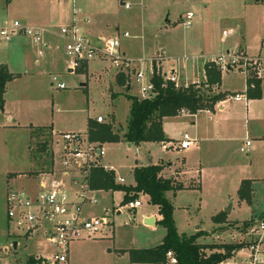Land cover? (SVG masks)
<instances>
[{"label":"rangeland","instance_id":"374dc122","mask_svg":"<svg viewBox=\"0 0 264 264\" xmlns=\"http://www.w3.org/2000/svg\"><path fill=\"white\" fill-rule=\"evenodd\" d=\"M119 3L120 0H0V18L9 24L16 20L58 32L60 27L71 24L73 8L81 11L84 8L103 38H118L120 52L125 50L127 59L142 63L143 70L147 69L149 73L150 61L161 57L163 73L182 69V85L203 81L201 68L204 66L201 65L216 56L213 54L218 51L221 40L230 50L234 49L231 48L233 42L241 40L247 55L264 57V0H125L127 9ZM188 12L193 18L186 30L180 20ZM68 13L70 22L64 17ZM230 29L235 33L224 37L222 33ZM124 32L129 38L122 37ZM90 40L94 42L93 38ZM24 42L20 49L27 52L29 66L24 73L19 68L17 72L21 75L9 81L5 90L8 114L21 126L2 136L7 145L0 147V168L12 165L20 172L16 175L19 176L18 184L32 188L34 177L52 169L54 139L51 135L49 140L44 136L30 140L28 127L52 126L58 133L84 134L87 119L102 117L120 138L117 143H101L105 149L102 164L111 167L117 178L124 179L125 185L134 183L131 169L139 163L138 156L145 160L149 157L153 162L162 161V164L169 162L176 167L183 164L192 169L193 174L201 173L200 191H181L175 197L167 194L174 208L173 221L179 234L191 235L199 227L208 234L201 232L203 235L198 238V243L233 244L240 239L238 231L243 223L256 219L264 204V89L262 99H258L251 109L243 103L229 101L231 95H227L225 115L215 118L217 124L227 130L214 137L219 139L216 142L207 139L214 123L209 122L206 115L190 118L180 114L179 118L163 121L164 136L172 142L165 148L167 150L159 143L127 148L121 141L125 133L121 130L126 129L130 109L125 95L139 96L134 83L129 91L119 87L116 84L118 75L106 61H89L87 71L86 65H81L78 70L84 71L69 73L68 59L62 49L53 56L54 66H44L45 55L52 52L44 47L41 50L43 56L39 57L30 41ZM35 60L39 61L38 67ZM61 60L65 62L62 66ZM11 61L16 63L17 60ZM221 79L230 91L245 88L243 74L222 73ZM60 83L65 87L62 90L56 89ZM109 84L113 87L112 93L108 91ZM213 90L212 94H215V88ZM185 133L195 141L187 151L177 146ZM45 139L47 150L39 161L34 162L31 154H35L38 144ZM246 141L252 145L248 155L239 152ZM251 178L261 180L253 186V209L245 202L239 205L236 194L238 181ZM11 179L0 173V264H25L30 255L49 257L56 250L44 241L41 231L28 238L27 234L7 224L5 198ZM99 197L96 205L84 206L82 210L85 215L97 218L104 216L106 211L104 217L109 225L94 239L81 234L84 240L72 242L68 247V264H130V250L160 245L165 234L163 227L159 224L144 226L141 218L143 213L152 210L147 197H139L142 206L135 213L122 208L119 215L116 213L121 205L120 193H102ZM229 206L233 208L229 221L213 224L211 217L221 210L224 213ZM220 233L221 237H217ZM14 242L18 243L16 250L12 248Z\"/></svg>","mask_w":264,"mask_h":264},{"label":"built area","instance_id":"2783aa9c","mask_svg":"<svg viewBox=\"0 0 264 264\" xmlns=\"http://www.w3.org/2000/svg\"><path fill=\"white\" fill-rule=\"evenodd\" d=\"M123 7L129 6L124 3ZM193 14L188 12L181 17V25L189 29ZM89 20L83 16L82 11L73 8L71 24L60 27L58 35L64 44V53L68 59V70L75 72L81 65L89 61L99 60L109 62L110 67L117 75L126 79L125 89L130 90L134 83L139 100L154 97L155 89L152 82L154 77H159L163 84H173L174 87H187L206 84V78L183 85L180 83L178 73L170 71L168 74L161 70L162 58L152 59L149 73L143 70L142 63H135L127 59L120 52V44L117 37L100 39L92 42L83 33V25ZM44 30L39 27L24 25L18 21L4 22L0 26V39L10 40L12 37H23L33 45L46 46L44 43ZM232 31L223 32L224 37L232 35ZM123 38H129L124 32ZM155 61V63L153 62ZM211 63L222 73H240L245 76V81H264V58L250 56L241 48H234L223 52L219 56L205 61L204 65ZM56 82V79H52ZM181 84V85H180ZM205 88L207 85L204 86ZM253 84L246 85V91L252 89ZM63 84H57L56 89H64ZM246 91L235 94L229 100L235 102H247ZM1 112V107H0ZM180 114H186L182 111ZM95 122L103 124L104 119L97 117ZM54 139L52 151V169L43 174L37 182L36 192L32 193L24 188L10 187L5 198L6 219L13 225L16 231L32 237L37 232H42L44 241L55 248L54 254L49 257L37 258L41 264H68L69 245L81 239L84 234L87 239H94L103 228L109 225L106 217L84 218L82 209L84 206L97 204L98 191L90 188L89 180L92 169L102 167L101 161L105 156V149L101 143L90 140L87 132L82 133H55L51 132ZM195 141L184 134L177 144L180 150H188L194 146ZM250 143L246 142L240 152L248 153ZM163 148H166L164 146ZM54 154V155H53ZM74 199V200H73ZM139 199L128 202L119 207L128 211H134L140 207ZM239 240L235 245L239 247L230 252V255L219 264H264V208L256 219L248 221L246 227L238 231ZM166 264H177L172 252L166 253Z\"/></svg>","mask_w":264,"mask_h":264},{"label":"trees","instance_id":"16d2710c","mask_svg":"<svg viewBox=\"0 0 264 264\" xmlns=\"http://www.w3.org/2000/svg\"><path fill=\"white\" fill-rule=\"evenodd\" d=\"M82 71L84 70L80 69L75 72ZM203 71L206 84H200L199 87L189 85L176 89L173 84L164 85L159 77H154L152 80L155 89L154 97L139 100L126 94L125 97L130 102V109L126 131L122 135L121 141L134 146H139L142 143H162L165 141L162 130L163 119L177 117L182 111L191 116L200 112H212L218 103L226 100L227 94H212L213 89L219 86L221 78V73L213 64H206ZM8 79H11V76L3 72L0 78L1 108L3 107L5 84ZM125 82L126 79L123 76L116 77V84L119 87H125ZM247 83L254 86L252 89L248 88V96L251 99H259L262 82L250 80ZM205 85H207L206 88ZM51 132L50 127L34 128L30 138L33 140L44 136L49 140ZM86 132L90 140L95 142H120L119 136L113 132L110 124H98L92 119H87ZM46 139L38 144L35 154H31L34 162L39 161L46 152ZM163 168V165L160 164L134 168L132 171L134 186L116 184L114 173L105 171L102 167H95L91 171L90 188L95 191L123 192L121 206L135 201L140 195H143L148 197V203L151 206L157 207L158 215L161 217L157 224L165 230L161 244L150 249L130 250L128 252L129 262L131 264H166V253L172 252L177 264H219L239 246L235 244H200L198 238L203 235L201 232L191 236L178 234L173 221V206L166 198V193H176L193 188H184L171 179L162 178L160 174ZM7 178H15V175H8ZM236 194L239 202H245L251 206L252 187L250 181L243 180ZM211 221L217 225L225 224L226 215L219 213L212 217ZM247 225L248 221L243 223L244 227ZM25 264H41V260L30 256L26 259Z\"/></svg>","mask_w":264,"mask_h":264},{"label":"crops","instance_id":"0c3cea01","mask_svg":"<svg viewBox=\"0 0 264 264\" xmlns=\"http://www.w3.org/2000/svg\"><path fill=\"white\" fill-rule=\"evenodd\" d=\"M45 1H54V0H45ZM123 1H125V0H123ZM74 3V2H73ZM124 3V2H123ZM119 6H121L122 7V5H120V3H119ZM83 7V6H82ZM81 9H83L82 11V14H83V16L84 17H86L88 20H89V23L88 24H86V25H83V33L85 34V36H87L88 38H93V41L94 42H97V41H99L100 39H105V38H103L102 36H101V31L100 30H98V29H96V26L94 25V21L92 20V17H90V19L87 17V15H90V13H88V11L86 10V9H84V8H81ZM65 17V21L66 22H70V15H69V13L66 15V16H64ZM63 17V18H64ZM16 21V20H15ZM91 21V22H90ZM4 22H6V20H4L3 18H0V26H2V24L4 23ZM21 23V22H20ZM22 24H24V23H22ZM24 25H27V26H31V25H28V24H24ZM32 27H34V26H32ZM42 29V28H41ZM187 30V29H186ZM228 31H232L233 33H232V35L235 33L234 32V30H232V29H230V30H228ZM44 43L46 44V49L47 50H49V52H52V54H50L49 53V55H45V58L43 59V64H44V66H54L55 65V60H54V57L53 56H55L59 51H61V49L63 50V54L65 55V53H64V44H63V41L60 39V37H59V35H58V32H56L55 30H44ZM127 33V32H126ZM231 36V35H230ZM107 39H109V38H107ZM24 40H27V39H24L23 37H12L10 40H8V41H4V40H1L0 39V69H3V72H6L7 73V75H10L11 76V79H8L7 80V82H6V84H5V90L7 89V85H9L8 83H9V81H11V80H13V79H15V78H17V77H19L21 74L20 73H18L17 71H18V69L20 68V69H22L23 70V73H24V71H26V69H27V67L29 66V58H28V55H27V52L24 50H21L20 49V45L22 46L23 44H25L26 42H24ZM29 44H30V46H32V47H35L36 48V51H37V53H36V55L37 56H39V57H42L43 55H42V48H44L43 46H41V45H33L32 43H30L29 42ZM61 44H62V47H61ZM239 46H240V48L242 49V50H244L243 48H242V45H241V40H239V41H237V42H233V46L231 47V48H239ZM228 50H230L228 47H226L225 46V43L223 42V40H221L220 41V46H219V48H218V51H216V52H214V54L213 55H220V54H222L223 52H226V51H228ZM245 51V50H244ZM122 53L124 54V55H127L126 53V51L125 50H122ZM216 56H212V58L211 59H213V58H215ZM264 58V57H263ZM11 59L13 60V59H15V60H17L16 61V63H13L12 61H11ZM64 63L65 62H63V60H61L60 61V66H62V65H64ZM205 62H203L202 63V65H201V67L203 66V64H204ZM35 66L36 67H38L39 66V61L38 60H35ZM68 66V65H67ZM85 70L87 71V64H86V67H85ZM181 71H182V69L181 70H177V73H178V76H179V78L180 79H183V76L181 75ZM201 71L203 72V68H201ZM203 76V75H202ZM221 76H222V74H221ZM182 81V80H181ZM264 82V81H263ZM262 82V84H261V87H260V97H259V100L260 99H262V93H263V89H264V83ZM190 84V83H189ZM246 85H247V83H246V81H245V88H244V90H242V91H240V90H232V91H230V90H228V88H227V86L225 85V83H222V79L220 78V84H219V86L215 89V91H216V93H225V94H227L228 96L229 95H231V97L232 96H234L235 94H240V93H244L245 91H246ZM110 87H111V91H110ZM108 91L110 92V93H112V91H113V87H112V85L111 84H109V89H108ZM246 98L248 99L247 100V102H244V101H240V102H235L236 104H239V103H243L247 108H249V109H251V107H252V105L256 102V101H259L258 99H251L249 96H248V93H247V91H246ZM227 101L228 100H224V101H222V102H220V103H218L216 106H215V108H214V110L212 111V112H200V113H197L196 115H198V114H204V115H206L207 116V120L209 121V122H213L214 123V127H211L210 129H209V132H208V136H207V139L208 140H210V142H216V141H218L219 139L218 138H215L214 139V137H217V136H219V135H223L225 132H226V130H227V128H225L224 126H219L218 124H217V122H216V120H215V118H216V115H225V113H226V107H227ZM230 101V100H229ZM8 107H9V105H8V103H7V101H6V99H5V92H4V94H3V107L1 108V111H2V113H3V117L2 118H0V147H5L6 145H7V143L6 142H4L3 140H2V136H4V134H6L7 132H14L15 130H17L18 128H20V126H21V124H19V123H16L15 122V120L12 118V116L11 115H9L8 114ZM233 107H241V106H239V105H233ZM248 109V110H249ZM250 111V110H249ZM184 115H187V114H184ZM183 115V116H184ZM196 115H193V116H191V115H187V116H189L190 118H193L194 116H196ZM180 116H177V117H173V118H179ZM188 117V118H189ZM165 119H167V118H165ZM165 119H163L162 120V130H163V121L165 120ZM95 121V120H94ZM105 124V123H104ZM216 125V126H215ZM42 127H50V126H30V127H28L29 128V137L31 136V131H32V129H34V128H42ZM51 128V130L53 131V132H55V133H58L52 126L50 127ZM123 131H126V129L125 130H121V132H123ZM66 133H74V132H66ZM164 133V132H163ZM186 134V133H185ZM184 135V134H183ZM182 138V137H181ZM191 139V138H190ZM211 139H213V140H211ZM30 140H31V138H30ZM180 141V140H179ZM179 141L177 142V144L179 143ZM246 142H248V141H246ZM245 142V143H246ZM245 143H244V145H245ZM142 144H146V143H142ZM160 145H161V147L163 148L164 146H166V148L170 145V144H172V142H170L169 140H168V138L165 136V142H162V143H159ZM127 145V148H130V147H132V146H134V145H131L130 144V147L128 146V144H126ZM141 145V144H140ZM244 145L241 147V148H243L244 147ZM251 143H250V147L248 148V153H249V149L251 148ZM137 147V146H136ZM240 148V149H241ZM163 149H165V148H163ZM28 150L30 151V147L28 148ZM165 150H167V149H165ZM168 150H170V149H168ZM177 150V149H176ZM189 150V149H188ZM183 151H187V150H183ZM239 152H240V150H239ZM241 153V152H240ZM248 153H247V155H248ZM243 154V153H242ZM138 161H139V163H137L136 162V164H135V166L131 169V174H132V171H133V169L134 168H136V167H140V166H147V165H158V164H160V165H163V170H162V172H161V177L162 178H164V179H171V180H173L175 183H178V184H181L184 188H186V187H192L193 189H186V190H183V191H200V189H201V183H202V181H201V177H200V175H201V173L200 172H198L196 175L195 174H193V172H191V170L192 169H189V168H187V167H185V166H183V164L181 165V166H179V167H176V166H172V164L171 163H165V164H162L163 162L162 161H157V162H153V161H151V159L149 158V157H147V159L145 160L143 157H141V156H138ZM101 164H102V161H101ZM102 166H104L103 164H102ZM104 167H106V166H104ZM107 168V171H112L113 173H114V176H115V182H116V184H120V185H125L124 184V179L123 178H117L116 177V175H115V172H114V170H112V168L111 167H106ZM0 170H2V171H0V173H2V175L5 177V178H7L8 177V175H15V178H13V179H11L10 180V182L8 183L10 186H9V188L10 187H16V188H19V187H21V188H23V187H25L24 185H19L18 184V180H19V176H16V175H18L20 172H18V171H16V169L15 168H13L12 167V165H8V166H6L5 168H0ZM196 172V171H195ZM132 177H133V175H132ZM40 178H43V174H40L39 176H37V177H34V186L32 187V188H30V187H28V188H24V189H26V190H29V191H31L32 192V190H35V192H36V186H37V182H38V180L40 179ZM243 180H248V181H250L251 182V187H252V204H251V206H248L250 209H253V200H254V188H253V186H254V184L256 183V182H260L261 180H259V179H255V178H251V179H242V180H240V181H238V188H239V186H240V183L243 181ZM264 181V180H263ZM133 182H134V180H133ZM125 186H134V183H133V185H125ZM194 187H196V188H194ZM9 188H7V190L9 189ZM238 188H237V190H238ZM237 190H236V193H237ZM179 192H181V191H179ZM179 192H176V193H172V192H168V193H170L173 197H175ZM102 193H111V194H113V193H120L121 195H122V199H123V196H124V193L123 192H106V191H98L97 192V194H96V198H97V203H98V201H99V199H100V195L102 194ZM168 193H166V198L169 200V202H170V199L168 198V196H167V194ZM140 196H143V195H140ZM139 196V197H140ZM145 197H147V196H145ZM139 199V198H138ZM147 199H148V197H147ZM74 200V199H73ZM121 202H122V200H121ZM171 203V202H170ZM242 203H244V202H239L238 201V204L239 205H241ZM172 204V203H171ZM246 204V203H245ZM142 205H140V207H141ZM120 207H122L121 205H120ZM139 207V208H140ZM138 208V209H139ZM263 208H264V204L261 206V208H260V212L258 213V214H256L255 213V210H251L252 211V213H254V214H256V216L258 217L260 214H261V212H262V210H263ZM232 207H231V209H230V214L229 215H226V221H229V217H230V215H231V211H232ZM137 210V209H136ZM136 210H134V213H135V211ZM173 210H174V208H173ZM107 212L105 211L104 212V214H106ZM219 213H223L222 212V210L221 211H219L218 213H216L215 215H213L212 217H214V216H216L217 214H219ZM117 215H119L120 213H119V211H117V213H116ZM82 216L84 217V218H94V217H92V216H88V215H85L84 214V212H83V210H82ZM211 217V218H212ZM141 218H142V220L144 221L145 219H148V218H152L153 219V221H154V225L153 226H155L156 224H157V222L158 221H160L161 220V217L158 215V211H157V207H154V206H152V210L149 212V213H143L142 215H141ZM7 220V219H6ZM7 224L9 225V223H8V221H7ZM217 225V224H216ZM153 226H147V227H153ZM177 229V228H176ZM178 232V231H177ZM197 232H204V233H206V235L208 234V232H205V231H202V230H200L199 229V227H197V228H195V232L193 233V234H191V235H194L195 233H197ZM179 234V233H178ZM179 235H185V234H179ZM191 235H188V236H191ZM164 236H165V234H164ZM163 236V237H164ZM185 236H187V235H185ZM217 237H221V233L220 234H217ZM29 238V237H28ZM163 239V238H162ZM80 240H84V238H81ZM80 240H78V241H80ZM16 243V242H15ZM17 244V246H18V243H16ZM161 244V243H160ZM200 244H204V243H200ZM206 244V243H205ZM212 244H214V243H211V244H206V245H212ZM216 244V243H215ZM16 249H17V247H16ZM15 249V250H16ZM118 251H122V250H118ZM117 251V252H118ZM5 252H6V249H5ZM124 251H122L121 253H123ZM121 253H118V254H121ZM30 256H32V255H30ZM30 256H28V257H30ZM27 257V258H28ZM32 257H36V258H44V256H32ZM26 258V259H27ZM46 258V257H45ZM129 258V257H128ZM26 262V261H25ZM131 264V263H130Z\"/></svg>","mask_w":264,"mask_h":264},{"label":"water","instance_id":"95a60500","mask_svg":"<svg viewBox=\"0 0 264 264\" xmlns=\"http://www.w3.org/2000/svg\"><path fill=\"white\" fill-rule=\"evenodd\" d=\"M123 2H124L123 0H120V5L123 6L124 5ZM68 72L72 73L71 70H68ZM2 75H3V69H0V78L2 77ZM110 91H111V87H110ZM128 146L130 147V144H128ZM224 214H226V215L230 214V206L224 211ZM143 225L144 226H153L154 225V221H153L152 218L145 219L143 221ZM16 247H17V244L14 242L13 245H12L13 250H15Z\"/></svg>","mask_w":264,"mask_h":264}]
</instances>
